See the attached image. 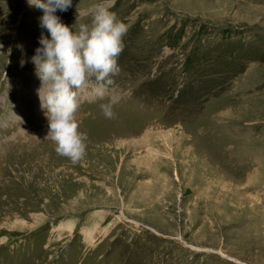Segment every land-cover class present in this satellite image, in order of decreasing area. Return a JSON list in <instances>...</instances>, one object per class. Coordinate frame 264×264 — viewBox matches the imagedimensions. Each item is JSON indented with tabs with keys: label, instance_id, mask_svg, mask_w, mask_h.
I'll use <instances>...</instances> for the list:
<instances>
[{
	"label": "rangeland",
	"instance_id": "1",
	"mask_svg": "<svg viewBox=\"0 0 264 264\" xmlns=\"http://www.w3.org/2000/svg\"><path fill=\"white\" fill-rule=\"evenodd\" d=\"M96 4L128 31L105 96L95 77L79 92L72 163L45 139L30 61L43 12L0 0V264H264V0L54 14L78 31Z\"/></svg>",
	"mask_w": 264,
	"mask_h": 264
},
{
	"label": "clouds",
	"instance_id": "2",
	"mask_svg": "<svg viewBox=\"0 0 264 264\" xmlns=\"http://www.w3.org/2000/svg\"><path fill=\"white\" fill-rule=\"evenodd\" d=\"M29 3L42 10L39 26L50 34L49 39L41 33L38 40L41 46L30 58L41 81L37 93L48 125L45 139L54 143L59 156L77 163L86 155L88 140L87 134L79 131L76 116L79 92L95 77V96H105L107 86L113 83L109 77L120 70L117 58L123 51L128 26L103 4H96L90 10L91 23H82L78 31H72L54 14L57 10L67 11L72 0H29ZM0 55H11V48ZM116 102L112 99L100 106L106 119L115 117Z\"/></svg>",
	"mask_w": 264,
	"mask_h": 264
}]
</instances>
